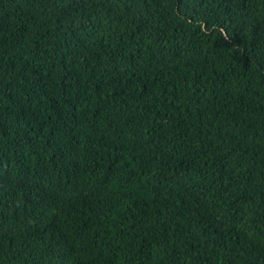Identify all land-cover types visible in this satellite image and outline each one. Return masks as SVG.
Listing matches in <instances>:
<instances>
[{"label": "trees", "instance_id": "16d2710c", "mask_svg": "<svg viewBox=\"0 0 264 264\" xmlns=\"http://www.w3.org/2000/svg\"><path fill=\"white\" fill-rule=\"evenodd\" d=\"M0 264H264V0H0Z\"/></svg>", "mask_w": 264, "mask_h": 264}]
</instances>
